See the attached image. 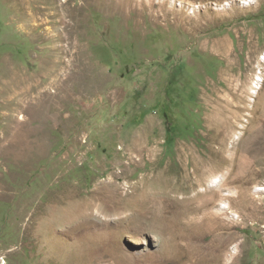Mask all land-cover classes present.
<instances>
[{"label": "rangeland", "instance_id": "rangeland-1", "mask_svg": "<svg viewBox=\"0 0 264 264\" xmlns=\"http://www.w3.org/2000/svg\"><path fill=\"white\" fill-rule=\"evenodd\" d=\"M0 264H264V0H0Z\"/></svg>", "mask_w": 264, "mask_h": 264}, {"label": "bare ground", "instance_id": "bare-ground-1", "mask_svg": "<svg viewBox=\"0 0 264 264\" xmlns=\"http://www.w3.org/2000/svg\"><path fill=\"white\" fill-rule=\"evenodd\" d=\"M220 77H221V75H220ZM51 213V212H50ZM32 217H34V216H32ZM36 217V216H35ZM50 217H51V215H50ZM30 218H31V216H30ZM42 220H43V224H48V220H49V217H48V213L46 214H44L42 217ZM32 219V218H31ZM34 219V218H33ZM39 220H40V217H39ZM50 223V222H49ZM42 225V224H41ZM28 226V225H27ZM35 227H36V225H34ZM47 226V225H46ZM33 227V226H32ZM32 227H30V228H32ZM35 227H34V229H35ZM33 229V230H34ZM30 230V229H29ZM42 233V232H41ZM39 246V245H38ZM115 247H117V245L115 246ZM116 249V248H115ZM63 250V249H62ZM118 251V250H117ZM117 253V252H116ZM61 256L63 255V254H60ZM59 255V256H60ZM85 255V254H84ZM123 255V254H122ZM66 256V255H65ZM63 257V256H62ZM120 257V256H119ZM124 257V256H123ZM72 258H73V256H72ZM125 258V257H124ZM60 259V258H59ZM66 259H68V258H66ZM57 260H58V258H57ZM75 260V259H74ZM74 260H73V262H74ZM121 262H125V260L121 257L120 259H119ZM62 261V260H61ZM64 262V261H63Z\"/></svg>", "mask_w": 264, "mask_h": 264}]
</instances>
